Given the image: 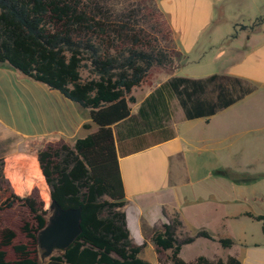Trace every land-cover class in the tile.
Wrapping results in <instances>:
<instances>
[{"label": "trees", "instance_id": "16d2710c", "mask_svg": "<svg viewBox=\"0 0 264 264\" xmlns=\"http://www.w3.org/2000/svg\"><path fill=\"white\" fill-rule=\"evenodd\" d=\"M171 37L167 15L152 0H0V63L59 91L97 125L72 145L47 142L35 154L9 158V170L22 177V195L3 176L0 158V264H38L36 234L50 199L62 208H81V232L45 264H155L140 256L147 240L157 252L168 251L157 264H241L231 255L182 259V245L198 237L222 247L234 242L204 229L178 238L177 218L155 225L141 244L130 238L111 125L130 116L135 88L151 85L154 72L173 66L174 51L163 44ZM160 88L176 95L187 119L210 116L253 89L218 74L172 76L155 92ZM218 173L234 181L244 177L228 169ZM18 207L22 215L13 220L7 214ZM246 215L262 221L264 232V215Z\"/></svg>", "mask_w": 264, "mask_h": 264}, {"label": "crops", "instance_id": "0c3cea01", "mask_svg": "<svg viewBox=\"0 0 264 264\" xmlns=\"http://www.w3.org/2000/svg\"><path fill=\"white\" fill-rule=\"evenodd\" d=\"M173 2L174 9L169 8L167 4ZM214 2H158L172 28L169 41L177 39L180 45L165 42L166 47L174 51L173 66L164 70L151 85L135 88L130 116L111 125L126 198L123 209L130 238L135 244H141L155 225L169 223L177 217L180 227L189 235L204 229L215 238L227 237L234 242L230 247H222L215 240L198 237L182 245L179 255L185 261L200 255L208 259H225L231 255L241 264H264V232L261 227L257 228L259 234L256 232V236L249 238L246 226L248 221L257 225L261 222L247 216V212L264 215L262 209L252 207L254 200L264 199V193L252 188L264 180V167L255 170L248 158L253 143H258L259 150L264 149V108L260 106L258 112L249 102L262 101L264 95V12L255 15L248 24L235 22L231 32L217 34L215 41L212 37L201 39L205 28L220 22L214 17ZM175 10L184 15L182 22L177 20ZM194 49L199 53L192 57ZM191 63L196 65V73L188 68ZM208 68L209 71L200 73ZM212 74L238 78L245 87L253 89L210 116L191 119L184 116L172 91L160 88L155 92L172 76L198 79ZM259 121L262 126L253 129V122ZM95 130L97 125L87 109L59 91L0 63V158L5 160L7 173L20 176L21 187L22 177L9 170V158L35 154L47 142L63 141L72 145L77 138ZM204 153L213 154V158L216 154L219 156L217 161L209 163L199 160ZM221 153L224 154L222 160ZM240 153L243 159L237 155ZM196 157L198 161H194ZM229 168L244 177L234 181L219 175V169ZM255 176L261 177L254 179ZM34 178L38 179V175ZM220 187L227 189L226 194L218 192ZM21 191L23 194V187ZM217 208L221 210L212 219L208 212ZM195 243L206 253L193 257L184 254L183 246ZM149 247L153 250L150 262L159 263L162 252H157L153 244ZM210 247H222L226 251L222 255L209 253Z\"/></svg>", "mask_w": 264, "mask_h": 264}, {"label": "rangeland", "instance_id": "374dc122", "mask_svg": "<svg viewBox=\"0 0 264 264\" xmlns=\"http://www.w3.org/2000/svg\"><path fill=\"white\" fill-rule=\"evenodd\" d=\"M152 2L157 6L159 7V0H152ZM215 4V14H214V17L219 19V24L218 25H215V26H209L207 29L205 28L202 32H201V39L204 38H208V37H212L213 38V41H215L214 39L216 38V35L217 34H223V33H229L233 30V24L235 22H241L243 24H248L250 23V19L253 18L255 15H259L261 13L264 12V0H215L214 2ZM167 6L169 8H172L174 9L175 7V3L173 2L172 4L171 3H168ZM175 13V16L177 18V20L179 22H182V19L184 18V15L182 17V15H180L178 13L177 10L174 11ZM178 14V16L176 15ZM253 20V19H252ZM254 22H257L256 20ZM210 29V30H209ZM206 30H209L208 32H206ZM182 31V30H181ZM182 35V34H181ZM206 37V38H205ZM203 39V40H204ZM181 40V38H180ZM170 43L172 44H175L176 45L179 43L180 45V42H178L177 39H172L171 41H169ZM164 46H166L165 42L163 43ZM199 52H197V50H193V53H192V57L196 56ZM209 63H207L206 66L209 67ZM191 70H193L195 73H196V65L195 64H190L189 67ZM14 70V69H13ZM210 68L206 69V70H201L200 73H203V71L207 72L209 71ZM82 75L83 76H86L87 75V71L86 70H82L81 71ZM162 73V72H161ZM161 73H156L154 72L153 73V76L151 78V82L153 81H156L158 79V76L161 75ZM181 74V73H180ZM262 96V95H261ZM263 99L261 101L260 98H257V99H260L257 101H254V100H250L249 102L251 103V105H255L256 109L258 112H260V106H262V108H264V95L262 96ZM249 104V103H248ZM254 107V106H253ZM256 109L253 108V114H256ZM259 115V114H257ZM256 124V125H254ZM260 126H262L261 124V121L259 122H253V126L252 128H260ZM264 127V126H262ZM264 130V129H262ZM252 139L254 140L255 137L252 136ZM259 145L258 143L257 144H254L253 143V147H252V152L250 154H248V158H250L249 161H252V164L255 168V170L259 171V169H263L262 167H264V149L259 150ZM37 149V147H36ZM35 149V150H36ZM37 151V150H36ZM238 156H240V159L242 158L243 159V154L240 153V154H237ZM216 156V158H213V154L211 153H204L202 155H200V159L199 160H203L204 162H215L217 161V157L219 156L218 154L214 155ZM223 156L224 154L221 153L220 154V159L222 160L223 159ZM193 157L195 158V156L193 155ZM194 161H198L197 160V157ZM240 161V160H238ZM192 162V161H190ZM209 162V163H210ZM3 163H4V160H3ZM222 163V162H221ZM197 165V164H196ZM219 165V164H217ZM262 165V166H261ZM198 168H200L199 165H197ZM6 169H7V166L6 164L3 165V171H2V174L3 176L5 177V179L7 181H9V183L11 184V187L14 191H16L19 195H22V187L20 186V176L16 175V174H11V173H7L6 172ZM206 169H202V171H205ZM230 172H236V170L231 169L229 168L228 169ZM201 170L198 169V172H200ZM264 171V170H262ZM14 183V184H13ZM16 188L18 189V191L16 190ZM252 188L254 190H258L259 192H262L264 193V180H261L259 183L255 184L252 186ZM220 194H226L227 192V189H225L224 187H220V191H218ZM39 197L45 201L46 200V197L44 195H39ZM252 207L253 209H262L264 211V199L263 200H259V199H256L254 200V202H252ZM218 210H221L220 208L218 209H213V210H209L208 212V215L210 217H212V219H215L216 218V214H217V211ZM22 212H23V208L22 207H18L17 209L15 210H12L11 212H9L7 215L10 216L11 218H13V220H16L18 218L21 217L22 215ZM177 218V217H176ZM259 225H257V223H255L254 221H248L246 226H247V229H248V232H249V235L248 237L249 238H253L254 236H256V232H258L259 234V230H260V227L262 226V221L258 223ZM257 228H259V230H257ZM190 233L183 227H178L177 228V231H176V236L178 238H183L187 235H189ZM251 234V235H250ZM152 244L149 240H147V243H146V246L143 248V250L141 251V256L149 261H152L151 257L153 255V250L151 249V247H149V245ZM205 249H202V247L200 245H198L197 243L195 244H190V245H185L183 246V252L185 254L188 253L190 255V257H193L195 255H198V254H201V253H206L204 252ZM226 250L222 247H219L218 249H216V247H210V252L209 253H216L218 255H222ZM168 251H162V255L161 257L159 256L158 258L160 259H164V255L165 253H167ZM183 254V256L185 257V255Z\"/></svg>", "mask_w": 264, "mask_h": 264}, {"label": "water", "instance_id": "95a60500", "mask_svg": "<svg viewBox=\"0 0 264 264\" xmlns=\"http://www.w3.org/2000/svg\"><path fill=\"white\" fill-rule=\"evenodd\" d=\"M81 208H62L49 200L45 225L37 231L38 264H45L51 255L62 253L79 235Z\"/></svg>", "mask_w": 264, "mask_h": 264}]
</instances>
